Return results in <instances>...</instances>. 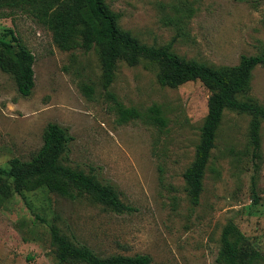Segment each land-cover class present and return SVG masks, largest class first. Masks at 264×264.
<instances>
[{
    "label": "rangeland",
    "instance_id": "obj_1",
    "mask_svg": "<svg viewBox=\"0 0 264 264\" xmlns=\"http://www.w3.org/2000/svg\"><path fill=\"white\" fill-rule=\"evenodd\" d=\"M105 2L122 29L147 45L170 44L185 59L219 67L236 65L241 55H264V0ZM3 13L0 39L14 42V36L35 60L28 97L0 68V167L14 157L30 160L46 124L55 122L72 136L60 162L111 184L132 210L116 212L89 195L71 199L45 186L0 194V264H59L51 225L102 257L147 254L151 264H216L222 229L233 222L246 247L264 255V120L254 160L250 116L224 111L193 205L183 173L207 113V88L198 80L161 86L144 60L118 62L104 88L94 49L61 50L30 15ZM247 96L264 107V64L253 69ZM153 107L162 123L151 118ZM131 108L139 115L124 120L122 110Z\"/></svg>",
    "mask_w": 264,
    "mask_h": 264
},
{
    "label": "trees",
    "instance_id": "obj_2",
    "mask_svg": "<svg viewBox=\"0 0 264 264\" xmlns=\"http://www.w3.org/2000/svg\"><path fill=\"white\" fill-rule=\"evenodd\" d=\"M20 10L52 33L61 50L77 47L85 51L94 49L102 69V85L107 88L114 79L117 63L135 66L144 60L157 70L161 86L178 87L188 81H200L209 91L207 113L201 126L194 157L183 173L185 191L193 205L199 202L203 178L211 150L215 146L217 130L224 111L231 110L250 116L249 136L252 157L259 156L260 125L264 120V107L247 96L253 69L264 64V55H241L236 65L213 67L194 59H185L175 53L170 44L147 45L130 31L119 26L118 14L105 0H0V18L4 10ZM12 33V32H11ZM14 42L0 39V68L14 78L18 93L28 97L34 87V55L18 39ZM92 93L90 86L86 87ZM154 122H161L160 110L150 109ZM138 112L122 110L124 120L137 117ZM72 136L67 128L55 122L46 124L42 145L30 160L11 158L7 167H0V194L35 190L45 186L49 191L75 199L89 195L93 200L111 207L116 212H129L116 189L102 183L93 174L63 165L60 159L67 154ZM254 202L258 196L252 189ZM50 242L59 264H151L147 254L102 257L86 245L72 243L59 229L50 226ZM216 264H264V255L246 247L244 235L233 222L221 232V245L217 250Z\"/></svg>",
    "mask_w": 264,
    "mask_h": 264
}]
</instances>
